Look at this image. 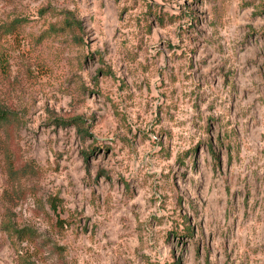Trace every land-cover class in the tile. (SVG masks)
Wrapping results in <instances>:
<instances>
[{
    "label": "rangeland",
    "instance_id": "374dc122",
    "mask_svg": "<svg viewBox=\"0 0 264 264\" xmlns=\"http://www.w3.org/2000/svg\"><path fill=\"white\" fill-rule=\"evenodd\" d=\"M0 264H264V0H0Z\"/></svg>",
    "mask_w": 264,
    "mask_h": 264
},
{
    "label": "trees",
    "instance_id": "16d2710c",
    "mask_svg": "<svg viewBox=\"0 0 264 264\" xmlns=\"http://www.w3.org/2000/svg\"><path fill=\"white\" fill-rule=\"evenodd\" d=\"M9 120V116H7L6 114H0V123L2 121H8Z\"/></svg>",
    "mask_w": 264,
    "mask_h": 264
}]
</instances>
